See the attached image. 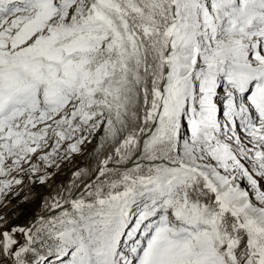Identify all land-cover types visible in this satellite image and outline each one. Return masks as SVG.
Instances as JSON below:
<instances>
[{
	"label": "snow or ice",
	"instance_id": "6c2138e0",
	"mask_svg": "<svg viewBox=\"0 0 264 264\" xmlns=\"http://www.w3.org/2000/svg\"><path fill=\"white\" fill-rule=\"evenodd\" d=\"M0 264H264V0H0Z\"/></svg>",
	"mask_w": 264,
	"mask_h": 264
}]
</instances>
